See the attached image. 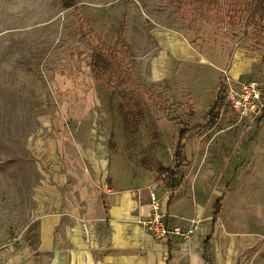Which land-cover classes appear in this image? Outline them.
Returning a JSON list of instances; mask_svg holds the SVG:
<instances>
[{
	"label": "rangeland",
	"instance_id": "1",
	"mask_svg": "<svg viewBox=\"0 0 264 264\" xmlns=\"http://www.w3.org/2000/svg\"><path fill=\"white\" fill-rule=\"evenodd\" d=\"M246 14H231L223 0H0V264L37 253L47 214L98 223L102 185L87 175L79 153L91 131L97 141L110 139L113 160L135 175L152 141L153 157L170 165L178 129L205 123L227 76L264 80V16L249 23ZM93 34L110 47L125 39L127 91L138 97L143 118L133 136L123 133L114 98L94 80ZM225 112L215 125L227 130L220 141L203 127L189 134V143L203 146L201 172L210 185L222 183L209 174L215 154L224 174L225 158L240 166L245 152L264 145V117ZM254 166L236 175L228 195L238 191L237 179L252 181ZM197 193L199 200L209 195L201 184ZM177 195L185 206L183 190ZM185 228L188 237L193 228Z\"/></svg>",
	"mask_w": 264,
	"mask_h": 264
},
{
	"label": "crops",
	"instance_id": "2",
	"mask_svg": "<svg viewBox=\"0 0 264 264\" xmlns=\"http://www.w3.org/2000/svg\"><path fill=\"white\" fill-rule=\"evenodd\" d=\"M160 77L161 74L154 79ZM225 107L221 103L219 119L230 109ZM207 129L217 134L215 139L219 141L227 132L224 128L216 132V126ZM190 131L184 140L186 160L175 188H169L156 172L141 164L135 175L129 164L116 156L119 171L113 169L115 163L108 143L97 141L94 131L87 134L79 153L87 175L102 185L98 192L101 207L96 211L100 220L93 224L66 223L58 214L43 216L38 225V254L22 264H264V145H253L250 152H245V160H240V166L236 158L224 157L229 165L223 164L224 174L217 170L223 160L215 154L210 165L216 171L209 174L216 173L222 183L210 185L208 175L201 172L207 163L201 156L203 146L201 142L189 143ZM251 162L255 165L252 181L237 179L238 191L228 195L231 182ZM232 166L235 167L231 173ZM200 184L209 194L204 200L198 197ZM181 190L183 207L177 200ZM150 193L159 199L169 228H193L188 237L153 239L143 224L150 214ZM217 201L220 208L214 219Z\"/></svg>",
	"mask_w": 264,
	"mask_h": 264
},
{
	"label": "trees",
	"instance_id": "3",
	"mask_svg": "<svg viewBox=\"0 0 264 264\" xmlns=\"http://www.w3.org/2000/svg\"><path fill=\"white\" fill-rule=\"evenodd\" d=\"M175 1V0H171ZM228 6L231 14L236 15L239 12H245L246 20L254 22L256 19L264 16V0H223ZM198 10L199 7H196ZM199 15V14H198ZM91 39V65L94 70V80L102 89L110 94L115 102L117 110L121 116L123 133L127 136H133L139 131V126L143 120L142 112L139 106V99L127 91V84L131 79V72L124 66V57L128 54V48L122 46L125 42L121 35L120 40L116 41L112 47L100 43L99 37L95 34L90 35ZM221 87L217 89L215 98L206 112V121L203 125L196 124L193 127L183 124L177 132L174 150L172 154V164L164 166L157 162L152 155L154 141L149 143V152L141 159V166L147 170L157 173L163 182L169 188H175L178 184V176L182 173L185 163L183 153L184 140L187 133L198 127L211 128L216 125L220 116V106L222 103ZM152 140L157 138L155 132H151ZM108 147L112 149L113 145L110 139ZM172 195L169 197L171 199ZM219 201L214 204L213 216L216 218L219 212ZM209 238L206 240L208 247Z\"/></svg>",
	"mask_w": 264,
	"mask_h": 264
},
{
	"label": "built area",
	"instance_id": "4",
	"mask_svg": "<svg viewBox=\"0 0 264 264\" xmlns=\"http://www.w3.org/2000/svg\"><path fill=\"white\" fill-rule=\"evenodd\" d=\"M221 92L223 106L229 107L240 118L264 117V80H234L227 76L222 82ZM149 206L150 214L143 224L154 240L169 236L187 237L189 229L178 225L168 227L160 201L153 193L149 195Z\"/></svg>",
	"mask_w": 264,
	"mask_h": 264
}]
</instances>
